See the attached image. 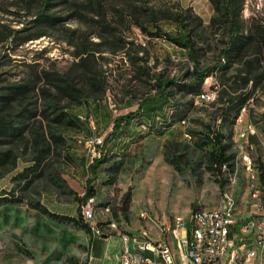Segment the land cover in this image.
Here are the masks:
<instances>
[{
  "label": "rangeland",
  "instance_id": "rangeland-1",
  "mask_svg": "<svg viewBox=\"0 0 264 264\" xmlns=\"http://www.w3.org/2000/svg\"><path fill=\"white\" fill-rule=\"evenodd\" d=\"M42 1L33 0L32 11L36 12ZM128 1L134 7H155L158 19L164 17V13L190 8L203 19V26L198 30L200 37L196 38L201 67L205 69L217 64L223 45L219 41L225 39L230 30L219 22L212 25V17L218 13L212 0H69L70 7L59 2L48 11L60 16V21L53 24L36 22L33 31L40 36L22 43L16 40L0 44V73L9 81L16 82L29 80L30 72H39L42 79L38 82V91L44 88L51 96L40 94L39 97L27 98L24 104L40 111L47 108L48 112L54 109V104L59 107L66 105L65 99L57 101L52 97L58 93L56 83L63 82L58 78L81 72L83 65H77L76 53L84 47H96L92 41L101 40L96 33L104 31L103 20H106L115 29H110L109 34L104 33L109 38L101 40L100 47L107 51L96 52L90 58L92 73L100 80L101 86L98 90L84 88L81 80L76 84V94L99 98L101 101L109 97V106L115 114V110L118 111L115 101L123 102L129 95H135L138 100L145 93H157V88L152 84L154 80L147 74L143 75V70L149 74L165 71L169 77L191 83L188 73L194 70L195 65L187 51L181 54L177 47L158 38H152L151 44L147 42L148 36L142 41L144 32L136 23L131 31L123 29L120 14ZM96 3L105 6L104 16L96 14L99 12ZM0 5L4 8V11H0V18L14 27H24L35 17V14L27 15L24 8L26 0H0ZM77 8L84 18H69V13ZM240 12L249 30L253 29L255 34H264V0H243ZM137 16L143 22L147 15ZM123 44V48L118 49ZM111 49H116V52ZM239 69H243V66L234 60L225 72V77L236 74ZM224 71L218 67L215 72L219 78L215 73V76H208L200 86L206 100L201 95L185 91H178L172 96V100L183 109V113L175 116V120L180 116L186 119L183 122H186V129L191 134L190 139L182 136L176 141L170 140L168 135H152L133 143L128 154L111 156L97 169L93 183L97 189L96 220L102 217L99 221L104 222L99 226L100 232L106 235L118 233L121 236L123 232L132 236L142 235L145 220L138 215L142 209L156 217L163 226V223L173 221L176 217L188 221L196 207L217 208L224 191H234V200H239L237 192L241 196L247 193L248 197L245 173H253V170H249L247 164H242L240 160L236 162V126L239 117L233 121L232 112L227 120L222 119V100L218 101L215 88L220 87ZM260 71L258 69L250 74L254 80L249 82L247 88H240L252 92L242 117L243 122L250 119L255 124L261 119L256 108L264 103V78L254 86L255 76ZM233 79L231 77L230 82ZM125 111H118L117 115ZM39 113L30 120L32 125L27 137L18 142L16 165L0 178V264L24 263L31 259L35 264H86L90 232L72 221V218H66L68 221L57 220L32 206V203L38 201L51 211L78 217L77 197L84 196L86 191L85 187L72 181L68 171L62 169L63 144L58 143L57 146L52 140L51 131L60 133L63 126ZM53 116L50 114L49 117ZM91 121L92 127H97L98 132V123L93 117ZM212 128L226 136L224 143L231 145L228 152L235 154L233 168L231 173L227 172V178L213 168L210 159L211 144L206 133ZM62 133L70 134L80 146L79 150H84L81 143L83 134ZM42 148H47L49 152L42 160L41 172L32 174L30 177L33 180L30 182L25 179L15 180L13 177L24 170L25 166L32 164L36 152ZM250 152L253 150L250 149ZM258 152L252 154L258 158ZM225 168L229 169L228 166ZM220 179L227 181L224 188L219 185ZM14 196L23 200L11 202L9 199ZM246 200L238 203L240 214L256 210V205ZM126 201H129L127 212L124 210ZM108 219L115 222V225H109L105 221ZM145 223L153 225L152 222ZM153 227L161 231L159 225Z\"/></svg>",
  "mask_w": 264,
  "mask_h": 264
},
{
  "label": "trees",
  "instance_id": "trees-1",
  "mask_svg": "<svg viewBox=\"0 0 264 264\" xmlns=\"http://www.w3.org/2000/svg\"><path fill=\"white\" fill-rule=\"evenodd\" d=\"M32 2L33 0H26L24 8L26 9L27 15L32 16L35 14V17L24 27H14L11 23L8 24L0 18V44L4 42L12 43L16 40H21L22 43L40 36L36 31H33L36 27V22L43 21L47 24H53L61 19L60 16L48 13L51 7L59 2L68 4V7L71 6L69 0L55 2L53 0H44L41 2L40 8L34 12L32 11ZM101 4H95L99 8V12L96 14L104 16L105 6L103 3ZM212 4L218 12L216 16L212 17V25L219 22L228 27L230 32L225 39H220L219 41L223 45L219 52L217 64L202 69L196 41V38L200 37L198 30L203 26V19L199 15L195 14L190 8H187L185 11L164 13V17L158 19V11L155 7H134L131 1L125 2V6L120 14L125 31H131V28L136 23L142 32H144V35L146 37L148 36V43H152V38H158L167 44H172L174 48L177 47L181 54H185V51H187L193 58L195 66L194 70L188 73L192 79L191 83L169 77L165 71L149 74L143 70V75L147 74L149 78L154 80L152 84L157 88V93H145L138 100H136L135 95H129L126 98V103L128 105L135 103L138 107L136 110L128 111L124 114H114L113 110L108 107L109 97H107V100L101 101L99 98L92 99L88 96L75 93L78 90L76 89V84L81 80L83 81L84 88L98 90L101 86L99 83L100 80L97 79L95 73H92L90 58L96 52L107 51V49L100 47L102 44L101 40L103 38H109L105 37L104 33L109 34L110 29H115L106 20H103L104 31L96 33L101 40L92 41L96 47H84L82 51L76 53L78 57L77 65H83L81 72H77L76 75L69 74L68 76L58 78L63 82L56 83L55 87L58 93L53 94L52 97L57 101L61 98L65 99L67 102L66 105L59 107L54 104V109L48 112L47 108L40 111L41 109L32 108V106L24 104L28 99L39 97L40 94L51 96L44 88L41 89V92L38 91V82L42 79L39 72H33L34 74L30 72L29 80L16 82L9 81V79L2 76L3 73H0V178L6 171L11 170L16 165L19 150L18 142L27 137L30 126L32 125L30 120L40 114L39 112L45 118L61 124L63 126L62 132L83 134L82 145H84L83 141L94 133L88 118L93 117L97 123V116L102 115L105 127L110 122H113V128L112 131L106 134L103 155L95 158L92 162H88L85 150H79L80 146L74 142L70 134L64 135L62 132L57 133L51 131L52 140L56 142L57 146L60 143L63 144L61 147L63 151V159L61 161L62 169L67 171V166L70 163L85 167L86 191L84 196L77 197L79 214L78 217L72 220L91 233V227L85 218H82L80 208L85 200L97 194V189L93 182L96 179V171L101 164L111 156L128 154L133 143L142 141L152 135H168L170 140L178 141L177 139L185 136V133L190 134L186 129L187 125L184 126L186 122L184 123L183 120L186 119L183 116L178 117L177 121L175 120V116L181 115L183 109L172 100L174 94L178 91L196 93L206 100L202 96L203 93L200 86L208 76H215V71L219 67L223 71L225 70L222 75L220 87H215L216 92H218V101L222 100L221 117L223 120H227L229 114L233 112V121H237L241 109L248 103V100L252 96L251 90L244 91L240 88L248 87L249 82L253 79V77H250V74L258 69L261 71L255 76L256 82L254 86H257V81L264 78V63H262L264 61V34H255L251 27L252 31L248 29L245 19L241 17L240 12L243 0H212ZM77 10L78 8L72 10L68 15L69 18L78 17L83 19V13ZM0 11H4L2 5H0ZM136 13L138 15L146 14L145 21H139ZM123 46L124 44L119 46L118 49L123 48ZM111 50L112 52H116V49ZM234 60H237L243 66V69H239V72L234 75L225 77V72L232 66ZM216 74L219 78V74ZM241 74L244 75L241 76ZM231 77L234 79L230 82ZM115 102V106L118 109V102ZM50 114H54V116L50 118ZM134 118L139 119L134 124L135 128L130 126V122ZM174 121L175 123H173ZM206 136L209 137L211 144L210 159L213 168L218 173L224 175V178H227V172L223 170V165L228 166L230 170L233 168L235 154L228 152L231 145L224 143L226 136L221 131L213 128L209 129ZM120 137H125L126 140L123 143H118L117 140ZM28 143L29 141L26 142L27 146ZM40 145L41 147L43 146L42 143ZM47 152H49L47 148L38 150L33 158L34 161L32 164L25 166L24 170L19 171L13 178L15 180L25 179L27 182L33 180L30 176L38 171L41 172L42 160L46 157ZM257 163L260 170V177L264 184V161L261 157H258ZM226 182L225 179H220V187L224 188ZM130 199L131 196H129ZM9 200L11 202H19L23 199L14 196ZM32 206L57 220L62 221L70 218L64 214L51 211L44 203L38 201L32 203ZM124 210L126 212L129 210V201H126ZM103 223V221H99L98 225L102 226Z\"/></svg>",
  "mask_w": 264,
  "mask_h": 264
},
{
  "label": "built area",
  "instance_id": "built-area-1",
  "mask_svg": "<svg viewBox=\"0 0 264 264\" xmlns=\"http://www.w3.org/2000/svg\"><path fill=\"white\" fill-rule=\"evenodd\" d=\"M143 36L142 41L146 35ZM212 96L214 98V91ZM246 106L241 109L237 121L235 152L236 162L240 160L242 164L253 165V173H245V181L249 189L248 201L256 205V210L246 215L240 214L239 200H234V191H224L217 213H210V207H196L188 221L177 222L176 217L173 221L163 223L164 227L156 217L142 209L138 212L139 217L159 225L160 237L153 239L146 231L135 236L123 232L121 260L118 264H177V253L189 258L192 264H264V184L257 157L253 155L254 152H250V144H253L251 136L256 126L252 121L243 122L242 119ZM115 112L117 115L118 111ZM88 119L94 133L85 139L84 150L88 162H92L103 155L106 134L97 133V127H92L91 117ZM185 137L191 138L187 133ZM223 170L228 173L232 171L225 165ZM94 198L85 200L80 208L82 218H87L91 227L92 237L103 235V232H96V218H91ZM107 209L110 210L109 205ZM241 233L250 234L248 242L239 240L238 235ZM142 246H153L156 260H149L142 253Z\"/></svg>",
  "mask_w": 264,
  "mask_h": 264
},
{
  "label": "crops",
  "instance_id": "crops-1",
  "mask_svg": "<svg viewBox=\"0 0 264 264\" xmlns=\"http://www.w3.org/2000/svg\"><path fill=\"white\" fill-rule=\"evenodd\" d=\"M126 98L123 100V102H120V101L118 102V106H119L118 111L122 112V111L126 110L124 113H127L128 111L136 110L137 106L135 107L134 105H137V104L134 103L132 105H128V103H126ZM108 107L110 108L109 104H108ZM110 109H112V108H110ZM256 109L260 113L261 119H260V121L255 123L256 131L251 136V141L253 142V144H251L252 145L251 149L253 150V147H255L253 152L256 154H257V150H259V152H258V153H260L259 156L264 161V103L258 105V107ZM121 112L119 114H124ZM138 120H139L138 118H134L130 122V126L135 128L134 124ZM97 123H98V133L99 134L100 133L107 134L110 131H112L113 122H110L109 125L107 127H105L104 118H102V115L97 116ZM125 140H126L125 137H120L117 140V142L123 143ZM67 171H68V173L71 174L70 177L72 178V181L75 182V184H78L79 186L85 187V181H86L85 180V174H86L85 167H83L82 165L70 163L67 166ZM237 194L239 197V201L240 200L243 201V200L247 199L246 202L249 203L247 193L246 194L243 193L242 196L238 192H237ZM60 214H62V213H60ZM246 214L247 213H242V215H246ZM67 216H70V215H67ZM71 218L73 219V218H75V216L71 215L70 219ZM99 219L102 220V217H99V218L97 217V221H99ZM65 221H68V219ZM145 221L142 224L143 232L146 231L147 234L151 238L158 239L160 237L161 231H159L158 229L153 227V225L145 223ZM249 235L250 234H242L241 233L238 235V238H239V240H245L248 242L250 239ZM122 247H123V242H122L121 236L118 233L112 234V235H106L105 233H103V235H98L95 237H92L90 235L89 242H88L86 264H118V262L120 261V253H121ZM176 260H177V264H192V262L189 258L180 256L178 253H177ZM17 264H35V263L31 259V260H27L24 263H17ZM41 264H45V263H41ZM46 264H64V263H49L48 262ZM67 264H70V263H67ZM74 264H78V263H74Z\"/></svg>",
  "mask_w": 264,
  "mask_h": 264
},
{
  "label": "bare ground",
  "instance_id": "bare-ground-1",
  "mask_svg": "<svg viewBox=\"0 0 264 264\" xmlns=\"http://www.w3.org/2000/svg\"><path fill=\"white\" fill-rule=\"evenodd\" d=\"M247 167L249 170H253V165L247 164ZM210 213H217V208H210ZM96 214H97V211L95 208V198H94L93 199V211H91V218H96ZM85 220L87 221V218H85ZM145 220L149 222L148 219H145ZM105 221H107L108 224L111 226L115 225V222H112L111 219H108ZM177 222H184V221H182V219L180 217H177ZM96 232H100L98 223L96 224ZM126 234L130 235L128 233H126ZM121 239L123 242V233H121ZM121 252H122V249H121ZM142 253L146 254V256H147V258H149V260H156V249H154L153 246H142ZM120 260H121V253H120Z\"/></svg>",
  "mask_w": 264,
  "mask_h": 264
}]
</instances>
